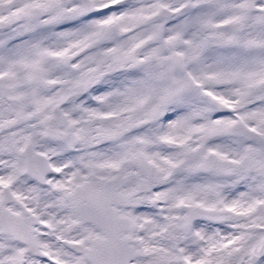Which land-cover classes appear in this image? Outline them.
<instances>
[{
  "label": "snow or ice",
  "instance_id": "obj_1",
  "mask_svg": "<svg viewBox=\"0 0 264 264\" xmlns=\"http://www.w3.org/2000/svg\"><path fill=\"white\" fill-rule=\"evenodd\" d=\"M0 264H264V0H0Z\"/></svg>",
  "mask_w": 264,
  "mask_h": 264
}]
</instances>
